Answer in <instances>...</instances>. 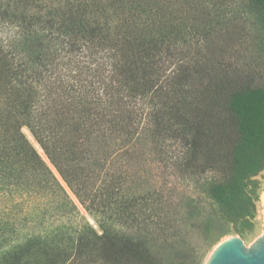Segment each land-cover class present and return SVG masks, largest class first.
<instances>
[{
    "label": "trees",
    "instance_id": "obj_1",
    "mask_svg": "<svg viewBox=\"0 0 264 264\" xmlns=\"http://www.w3.org/2000/svg\"><path fill=\"white\" fill-rule=\"evenodd\" d=\"M242 5L264 21V0H0V264H204L194 212L146 175V147L174 140L172 168L217 174L209 197L247 237L264 86L224 54Z\"/></svg>",
    "mask_w": 264,
    "mask_h": 264
},
{
    "label": "rangeland",
    "instance_id": "obj_2",
    "mask_svg": "<svg viewBox=\"0 0 264 264\" xmlns=\"http://www.w3.org/2000/svg\"><path fill=\"white\" fill-rule=\"evenodd\" d=\"M236 14V17L233 18V21L229 26V33L226 37L229 47L228 51L224 54L229 58L228 60H230L231 63L240 66L242 70L249 73L248 81L250 83H254L257 86H264V21L247 5L240 6ZM13 32V29L0 26V36H3L5 39L11 36ZM24 132L37 148V141L30 130L25 127ZM183 150L184 148L181 142L177 140L168 141L164 149H156L147 146L145 150L146 160L144 166L148 183L150 185L157 186L162 184L166 188H175L176 200L180 205V208L177 209V211L180 215L187 214L188 211L194 212V216L197 218L188 224L186 235L191 242L199 244L201 248L200 259L204 262L216 246L213 247L212 245L217 236L223 234L221 237L222 240L230 235L241 234L235 232V226L232 222L225 220L221 216L219 209L209 197V186L219 178L217 174L207 173L198 177H190L189 175L172 168L174 157L178 154L180 155ZM47 163L56 174L52 164H50L49 161H47ZM57 177L65 186L68 193L70 194L71 192L70 196L75 201L80 211L83 214L88 215L83 205L77 200L78 198L71 191L62 177H59L58 175ZM258 179L261 181V188H263V190H261L257 201V217L254 225L251 227L252 230L247 229V237H243L247 246H250L264 233V205L261 202V196L264 198V170L258 175ZM206 215L214 218V227L209 233H206L203 230L204 225L201 221L202 216ZM90 220L94 223L92 218H90ZM25 233L27 232L24 231L23 234Z\"/></svg>",
    "mask_w": 264,
    "mask_h": 264
},
{
    "label": "water",
    "instance_id": "obj_3",
    "mask_svg": "<svg viewBox=\"0 0 264 264\" xmlns=\"http://www.w3.org/2000/svg\"><path fill=\"white\" fill-rule=\"evenodd\" d=\"M204 264H264V233L250 246L246 245L241 235H230L222 239Z\"/></svg>",
    "mask_w": 264,
    "mask_h": 264
},
{
    "label": "bare ground",
    "instance_id": "obj_4",
    "mask_svg": "<svg viewBox=\"0 0 264 264\" xmlns=\"http://www.w3.org/2000/svg\"><path fill=\"white\" fill-rule=\"evenodd\" d=\"M29 133V132H28ZM36 146H37V148L39 149V151L41 152V154L43 155V157L47 160V161H49L48 160V158L46 157V155H45V153H44V151L42 150V148L40 147V145L38 144V143H36ZM52 167H53V169L55 170V172H56V174L60 177V175L58 174V172L56 171V169L54 168V166L52 165ZM67 186V185H66ZM70 190V189H69ZM70 194H71V192H70ZM74 196V195H73ZM75 197V196H74ZM264 199V198H263ZM78 200V199H77ZM84 209V208H83Z\"/></svg>",
    "mask_w": 264,
    "mask_h": 264
},
{
    "label": "built area",
    "instance_id": "obj_5",
    "mask_svg": "<svg viewBox=\"0 0 264 264\" xmlns=\"http://www.w3.org/2000/svg\"><path fill=\"white\" fill-rule=\"evenodd\" d=\"M261 202H262V204L264 205V199H263V196H261Z\"/></svg>",
    "mask_w": 264,
    "mask_h": 264
}]
</instances>
